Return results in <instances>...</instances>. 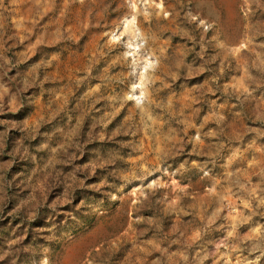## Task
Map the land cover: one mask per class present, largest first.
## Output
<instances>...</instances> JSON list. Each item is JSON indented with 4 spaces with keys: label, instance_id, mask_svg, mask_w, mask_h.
<instances>
[{
    "label": "rangeland",
    "instance_id": "1",
    "mask_svg": "<svg viewBox=\"0 0 264 264\" xmlns=\"http://www.w3.org/2000/svg\"><path fill=\"white\" fill-rule=\"evenodd\" d=\"M0 264H264V0H0Z\"/></svg>",
    "mask_w": 264,
    "mask_h": 264
},
{
    "label": "bare ground",
    "instance_id": "2",
    "mask_svg": "<svg viewBox=\"0 0 264 264\" xmlns=\"http://www.w3.org/2000/svg\"><path fill=\"white\" fill-rule=\"evenodd\" d=\"M120 2H123L124 0H119ZM150 9H152V6L149 7Z\"/></svg>",
    "mask_w": 264,
    "mask_h": 264
}]
</instances>
